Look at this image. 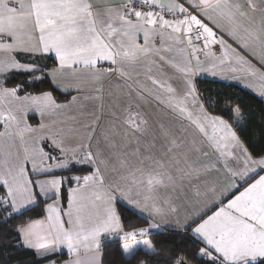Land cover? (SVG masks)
Returning a JSON list of instances; mask_svg holds the SVG:
<instances>
[{
	"label": "snow or ice",
	"instance_id": "snow-or-ice-1",
	"mask_svg": "<svg viewBox=\"0 0 264 264\" xmlns=\"http://www.w3.org/2000/svg\"><path fill=\"white\" fill-rule=\"evenodd\" d=\"M138 2L142 8L158 7L160 11L138 9ZM164 8L181 16L191 9L199 31L193 32V25L186 23L187 17L179 24L169 23L162 14ZM202 18L212 21L235 47L224 35L217 38V32ZM222 21H227L226 27ZM28 28L29 40L35 42L21 39V30ZM137 33H142L144 44L137 43ZM114 35L120 39L113 41ZM156 37L159 45L155 43ZM169 41L178 45L186 42L192 58L185 57L182 63L170 59L166 55L173 51ZM212 45H219L220 53ZM0 53L4 54L0 59V125L4 129L0 138L11 141L0 147V188L4 189L0 210L6 211V222L38 206L42 199L55 197L44 208L54 234L44 235L43 222L31 221L16 230L21 236L20 245L35 249L38 257L44 259L61 246L73 254L84 249L93 254L90 264H97V257L102 258L99 250L105 237L114 238L125 255L137 246L154 252L149 239L138 237L171 227L178 232L190 230L201 241L204 246L195 255L204 264H264V175L248 183L252 176L264 172V155L251 158L228 122L207 115L198 103L194 82L201 73L213 77L230 73L233 79L252 88L248 82L257 78L259 94L264 96V0H247L246 4L240 0H170L167 4L158 0H128L124 7L108 8L103 13L95 11L88 0H0ZM45 54L54 56L57 65L48 69L37 61ZM98 62L115 67L101 68ZM137 66H144L146 79L140 80L138 74L136 87H129V95L135 93L141 100L154 99L171 117L167 123L161 121L153 131L149 119L140 111L141 103H136L135 110L131 105L126 110L120 128L111 124V132L102 131L99 136L98 117L82 125V136L72 130L47 132L55 124V114L77 102L80 116L87 120L85 102L99 99L78 95L66 103L58 102L54 92L68 88L79 92L82 87L79 79L65 83L62 73L70 71L73 77H79L87 71L94 83L117 74L130 78L129 70L134 71ZM153 67L160 77L153 75ZM13 71L29 79L7 87L9 79H15ZM45 77L50 78V90L24 92L29 84ZM173 83L178 87H173ZM189 98L191 108L185 104ZM30 111L40 118L35 127L27 122ZM239 111L237 108V114ZM45 117L50 123L45 122ZM32 133H39L35 146H25L23 155L19 151L13 154L15 138L25 144V134ZM85 167L92 170L82 176L54 175L56 170L73 172ZM106 172L113 179L106 181ZM214 172L230 175L231 182L223 190L218 191L213 184L202 193L199 182ZM73 182L76 186L68 187L65 197V185ZM86 188L88 200L96 207L95 215L87 221L78 214ZM186 188L192 189L185 204L191 206V212L183 223H170L165 218L178 216L180 208L175 201L180 194H186ZM162 191L165 195H161ZM208 192L214 198H208ZM172 193L177 194L175 198ZM65 199L67 210L63 207ZM225 199L226 204L222 203ZM218 203L221 206L209 215ZM117 205L126 213H146L162 223L129 228ZM68 264L82 262L77 258ZM176 264H185V260L181 258Z\"/></svg>",
	"mask_w": 264,
	"mask_h": 264
},
{
	"label": "crops",
	"instance_id": "crops-1",
	"mask_svg": "<svg viewBox=\"0 0 264 264\" xmlns=\"http://www.w3.org/2000/svg\"><path fill=\"white\" fill-rule=\"evenodd\" d=\"M88 2L93 5V8L95 11L103 13L108 8H114L115 9V8L124 7L128 3V0H88ZM160 2L167 4L170 2V0H158V3H160ZM194 2H198V0H194ZM240 2L246 4L247 0H240ZM135 7L138 9L144 10V11H148V10H153V11H157V12L160 11V9L158 7L153 9V8H150L149 6H144L142 8L141 3H139V2L135 5ZM161 11L163 12L162 14L165 16V18L168 19L169 23H173V24H179L180 21L182 19H184V17H187L186 23L193 25V31H194L195 21L192 19V13H190L191 9H187L183 13V16H181L175 12H169L167 8L161 9ZM133 19H134V17H133ZM202 19H203L204 23H207L209 27H212L213 30L215 32H217V38H219L221 35H224L220 31V29L216 27V25L212 21L208 20L207 18H202ZM221 23L224 27L227 26V21H222ZM258 23H259V14H257V24ZM157 28H158V25H157ZM165 31L170 32L171 29H166ZM29 35H30V28L21 30L20 36H21V39L23 41L35 42V40H32V41L29 40ZM105 38L107 39V37H105ZM111 39L113 41H115V40L120 39V37L114 35ZM181 39H183L182 33H181ZM224 39L227 40V42L229 44H233V41L227 35H224ZM137 43H139L141 45L144 44L142 33H137ZM155 43L157 45H159V43H160L159 37H156ZM168 43L171 44V46L173 47V51L171 53L166 54L170 59H173L174 61H176L178 63H182L183 59L185 57H187L189 59L192 58L191 48H189L187 46L186 42L183 45L175 44L172 41H169ZM193 43H195V41H193ZM233 47H235L234 44H233ZM212 48L216 53H220V51H221L219 45H212ZM45 55L50 56L55 60L54 56H52L51 54H45ZM200 55H201V60L204 61L206 58L203 56L202 53ZM42 56H44V55H42ZM3 57H4V54L0 53V59H2ZM39 57H41V56H39ZM55 62H56V60H55ZM194 63H195V61H193V64ZM56 65H57V62L55 64V66ZM98 66L101 68L115 67V66L110 65L108 62H98ZM165 67H167V66H165ZM145 70L146 69L144 68V66H137L134 71L129 70L131 73L130 78L129 77L121 78L117 74V75H112V76H105L101 80L94 82V83L90 82L91 78L89 77L87 71L81 72L79 77H73V75L71 74L70 71L67 73H62L61 79L65 83H72L75 79H79L82 82V87H81L79 92H77L75 89H72V88L64 89L63 91H61V92H71L72 93V95L70 96V98L68 100L61 101V103H66V102L70 101L73 96H78V95L81 97L84 95L94 96V97H99V99L90 100V101L85 102L87 105L86 111H87V113H89L87 120H85L82 116H80V114H79V102H77V104H73L70 109H65L64 111L55 114V116L52 118L55 121V124L50 125V127L47 129V132H49V133H52V132L67 133V132H69V130H72L74 132H78L79 135L82 136V135H84V132H85L82 125L84 123H90L91 120L96 119L98 117V125L96 128V135L99 136L102 131L111 132V127H110L111 124H115V126L117 128H120L121 121L126 117V114H127L126 110L129 108L130 105L132 106V109L135 110L136 103H141L140 111L142 114H144L149 119V122L153 128V131H155V129L158 127V125L160 124L161 121H164L165 123H167L171 119V117L167 116L165 114V112L161 110L162 106H158L157 102L154 99H152L151 97H149L148 100H141L140 98H138L135 95V93H133L130 96L129 92H128L129 87H132L133 89H135L136 79H137L138 74H139L140 80L143 81L146 79L144 74H143ZM153 75L156 77H160V72L155 67H153ZM235 75H239V74H235ZM232 76H233V74L225 73L222 76L213 77L212 75H210L208 73H201L198 76V78L214 79V80H220V81H224V82H228V83L237 84L240 87H242L243 89H246V90L252 92L253 94L257 95L258 97H260L264 101V96L259 94V91H258L259 86L249 88L248 86H246V83L244 81L233 79ZM148 83H149V86H151L150 81ZM248 83H251L252 85H260V81L257 78H253ZM173 87H178V86L175 83H173ZM196 95H197V100H198L199 105L202 108H204V111L207 113V115L209 117H217L219 119L225 120L226 122L229 123L232 130L236 132V130L234 129L232 124L226 118H224L220 115L213 114L206 108V106H205L204 102L202 101L198 92L196 93ZM178 98L183 99V96L178 95ZM185 104L189 108H191V106H192L191 99L189 98L187 101H185ZM236 109L237 108H234V113H235V115L239 116L240 112H239V114H237ZM26 118H27V122L33 127L39 125V123H40V118H39L38 114H35L34 112L30 111L27 114ZM32 118L34 119V121H32ZM44 119H45L46 123H50L48 117H45ZM3 130H4L3 126L1 125L0 131H3ZM121 134H122V129H121ZM37 135H39V133L25 134V144H21L18 137L15 138V143L12 145V148H11L13 154H15L17 151H19L20 154L23 155V148L25 146L34 147L35 146V139H36ZM237 135H238V133H237ZM238 137H239V135H238ZM149 139H150V137H149ZM240 140H241V138H240ZM116 141H117L118 146H119V144H120V137L119 136H117ZM10 143H11V141H8L7 138H0V147H4L5 145H8ZM72 143H75V141H72ZM101 147L103 148V143H101ZM45 149L47 150V142H45ZM77 154H79V153H77ZM53 155H57V153H53ZM259 157L260 156L254 157L251 155V158H253V159L259 158ZM113 162H115V161H113ZM85 168H87V167H85ZM28 170L31 171L30 164L28 165ZM91 170L92 169L87 168V171L82 172V173H77V172L76 173H70V172H64V171L56 170L54 172V175H56V176H70V175L75 174V175H81L82 176V175L88 174ZM258 175H264V172H259L257 175L252 176V178L249 179L248 183H251L255 179H257ZM31 178L37 179L36 176H32ZM105 178H106V181H110L111 179H113V176L109 172H106ZM230 182H231V176L230 175H225L223 172H219V173L214 172V173H211L208 177L203 178L199 183H200L201 192L204 193V192H207L208 188L210 186H212L213 184L215 185L216 189L219 191V190L225 189L229 185ZM75 186H76L75 182H73L68 187H75ZM244 186H247V185H244ZM169 191H171V189H169ZM88 193H89V189L88 188L84 189V192H83L84 199L81 200V202H80L82 204V209L78 213L86 221L89 217L94 216L95 212H96V207L92 203H90V201L87 198ZM185 193L186 194H180V198L176 199V201H175L176 205L180 208V212H179L178 216H172V217H166L165 218L170 223H175V222H177V220H179L181 223H183L185 216H187L191 212V206L188 205V207H185V204L187 203L188 199H190L192 196V189L186 188ZM235 194L236 193H233V195H235ZM161 195H165V193L162 191ZM172 195L175 198V196L177 194L172 193ZM208 198H214V197H212L211 192H208ZM54 199H55L54 196H50L48 198L42 199L44 201L43 215L40 217H37V218L30 219V220L22 223L19 227L24 226L31 221H42L43 225H44V227L42 229V233L44 235H48L49 233L54 234V230L47 220V213L44 211L45 205L48 203H51ZM202 199H204L203 196H202ZM228 199H231V196H229ZM222 203L226 204L227 200L226 199L223 200ZM219 206H221L220 203H218L216 205V207L212 208L211 211L208 212V214L210 215L212 211H216V208H218ZM63 207L65 208V210H67V199H66V204L63 203ZM100 207L102 208V205H100ZM143 216L148 219V224L144 227H141V228L148 227L150 223H157V224L162 223V221L160 219L153 220V218L148 216L146 213L143 214ZM73 218H75V214H74ZM166 228H171V227H166ZM19 236H20V234H19ZM20 241H21V236H20ZM25 248L29 249L27 247H25ZM30 250L34 251L37 254L35 249H30ZM99 252L102 253V250L100 249ZM58 253H65L66 257L61 259L60 261L51 260V261H48L44 264H53V262H54V264H68L69 261L75 260L77 258H79L81 260L82 264H90V258L93 255L91 252H88L84 249L79 250L78 253H75V254L69 253L66 246H61L60 250L57 251L55 254H58ZM101 260H102V258L98 256L97 257V264H101Z\"/></svg>",
	"mask_w": 264,
	"mask_h": 264
},
{
	"label": "trees",
	"instance_id": "trees-1",
	"mask_svg": "<svg viewBox=\"0 0 264 264\" xmlns=\"http://www.w3.org/2000/svg\"><path fill=\"white\" fill-rule=\"evenodd\" d=\"M18 59H28L18 57ZM37 61L47 65L50 69L55 66V60L50 56L37 57ZM15 79H9L7 87H12L17 83L29 79L13 71L11 73ZM38 75V73L34 74ZM50 78L45 77L43 81H37L28 85L24 92L38 93L50 90ZM197 92L204 102L206 108L213 114L226 118L234 127L241 140L244 142L252 156L258 157L264 154V101L252 92L243 89L237 84L220 80L197 78L195 80ZM21 92L20 95H23ZM72 95L71 92H54L58 102L66 101ZM234 108H239L240 115L236 116ZM32 121L34 119L32 118ZM1 127V125H0ZM87 168L70 173H82ZM65 185V197L67 188ZM4 189L0 188V195ZM66 204V199L63 201ZM43 204L41 200L38 206H33L22 215H16L5 222L6 211L0 210V264H44L48 261H60L66 257L65 253H58L47 256L46 259L39 258L38 255L24 246L20 245V236L16 231L19 226L33 218L43 215ZM119 212L124 213L123 222L129 228H141L148 224V219L140 214L126 213L124 208L117 205ZM138 239H149L155 247L154 252H150L143 246H137L128 254H122L118 242L114 238L105 237L102 239V260L101 264H139L146 261L147 264H176L183 258L185 264H204V261L196 257L199 248L204 245L201 241L188 232H178L172 228H161L154 230Z\"/></svg>",
	"mask_w": 264,
	"mask_h": 264
},
{
	"label": "built area",
	"instance_id": "built-area-1",
	"mask_svg": "<svg viewBox=\"0 0 264 264\" xmlns=\"http://www.w3.org/2000/svg\"><path fill=\"white\" fill-rule=\"evenodd\" d=\"M190 13H192V10L190 11ZM190 13H189V14H190ZM195 31H199V29H196V28H195L193 32H195Z\"/></svg>",
	"mask_w": 264,
	"mask_h": 264
},
{
	"label": "rangeland",
	"instance_id": "rangeland-1",
	"mask_svg": "<svg viewBox=\"0 0 264 264\" xmlns=\"http://www.w3.org/2000/svg\"><path fill=\"white\" fill-rule=\"evenodd\" d=\"M257 86H259V85H253V87H257ZM237 116V115H236Z\"/></svg>",
	"mask_w": 264,
	"mask_h": 264
}]
</instances>
